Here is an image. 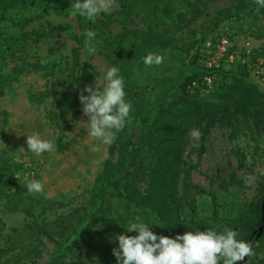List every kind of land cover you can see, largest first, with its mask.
<instances>
[{
	"label": "rangeland",
	"instance_id": "1",
	"mask_svg": "<svg viewBox=\"0 0 264 264\" xmlns=\"http://www.w3.org/2000/svg\"><path fill=\"white\" fill-rule=\"evenodd\" d=\"M73 6L74 0H9L0 6V264H48L57 244L87 218L71 254L56 264H77L74 258L81 264H116V237L136 235L126 227L137 218L158 235L178 234L155 215L128 208L117 195H106L92 212L91 188L108 144L88 136L83 127L88 117L79 97L88 94L85 85L95 89L96 76L112 66L110 56L119 49L128 50L157 22L171 33L170 45L147 50L161 54L162 64L148 67L141 60L129 73L136 90L132 101L143 114L164 101L184 72L193 74L203 66L194 56L213 34L234 37L235 59L223 63H228L229 74L238 71L243 59L264 63V8L255 0H173L172 12H139L127 22L119 19L121 2L114 0L113 10L101 13L93 23L91 30L97 35L87 48L83 33L88 21L73 15ZM125 27L131 32L120 41ZM258 70L255 66L250 72L261 84ZM45 91L50 95L42 104L30 100ZM209 91L202 96L211 100ZM207 122L205 118L192 125L181 145L175 188L182 219L211 221L217 209L221 217L242 216L248 223L252 214L245 208L259 202L263 217L264 126H255L250 119L220 122L203 143ZM194 129L201 132L199 141L191 136ZM36 133L54 143L52 152L37 156L28 150L27 135ZM149 144L144 173L131 179L143 194L156 152ZM236 152L243 157L242 164ZM25 177L40 180L44 192L28 193Z\"/></svg>",
	"mask_w": 264,
	"mask_h": 264
},
{
	"label": "trees",
	"instance_id": "2",
	"mask_svg": "<svg viewBox=\"0 0 264 264\" xmlns=\"http://www.w3.org/2000/svg\"><path fill=\"white\" fill-rule=\"evenodd\" d=\"M4 1L9 0H0V6ZM119 1L121 2L119 12L120 15H123L119 19L124 22H127L131 14L139 12L153 15L156 12H172L170 5L173 0ZM94 26L92 21H88L86 30ZM165 29L161 27L160 22H157L149 32L147 30L142 36H137L135 44L131 45L128 50L124 52L123 49H119L114 56H110L112 66L120 68L121 75L125 80V99L131 103L135 110L131 109L130 118L125 126L115 134L116 139L108 144V155L103 161L94 186L91 188V199L94 201L92 212H96L102 206L106 195H117L125 201L128 208L141 209L153 214L161 223L180 234L196 228L201 231L207 228L217 229V231H221L225 227L231 228L237 231L238 238L250 242L255 252L254 256L245 257L244 261H240L241 264H264V253L261 258L259 256V252L264 250V215L263 217L261 215L260 210L263 205L260 202L245 208V211L252 214V220L248 223L243 222L242 216L221 217L217 209H215L211 221L194 218L185 221L180 214V204L175 188L178 183L181 145L192 125L208 118L203 130V143L206 141L210 129L220 122L231 123L239 119H250L255 126H264V81L260 84L252 79L247 63L240 64L238 71L231 72L232 74H229L228 63L224 64L220 69L211 72L214 75V84L207 93L211 98L208 100L202 96L201 92L193 94L188 88L193 80L207 73L205 68L200 66V69L193 74L184 72L177 85L167 92L164 101L147 114H143L132 101L136 90L130 82L129 73L147 54L150 47L156 48L171 44V33ZM130 32V29L125 27L120 41L126 40ZM217 35L223 34H213L212 36ZM226 36L232 42L234 41V37L228 34ZM83 38H85L84 33ZM234 46L231 48L234 49ZM2 53L0 45V57H2ZM78 53L76 54L78 55ZM199 57L197 49L194 56L195 62H198ZM49 95L47 91L38 92L31 96L30 100L42 104ZM49 114H51L50 111ZM137 136L140 137L137 138ZM148 144L151 148L155 146L156 152H152L146 179L147 188L143 194L137 185L131 182V179L144 173V158L149 154V152L146 153ZM236 155L242 164L243 157L239 152H236ZM213 204L215 207L218 206L215 200ZM260 217H262V222L257 224L256 219ZM89 220L90 218H87L84 223L80 224L65 242L57 244L58 249L48 264H56L57 261L71 254L73 244ZM74 259L77 264H81L77 258Z\"/></svg>",
	"mask_w": 264,
	"mask_h": 264
},
{
	"label": "clouds",
	"instance_id": "3",
	"mask_svg": "<svg viewBox=\"0 0 264 264\" xmlns=\"http://www.w3.org/2000/svg\"><path fill=\"white\" fill-rule=\"evenodd\" d=\"M255 3L264 8V0H255ZM113 5L114 0H74L72 14L95 23L101 13H110ZM96 35L91 29L84 32L86 48L91 46ZM142 61L148 67L160 65L163 63V56L149 52L142 57ZM96 79L95 89L91 85H85L84 92L88 94L82 92L79 97L82 111L88 117L83 122V127L88 136L110 144L130 118L132 105L125 99V80L119 67L111 66L103 70ZM80 124H77V130ZM191 136L199 141L201 132L194 129ZM26 143L28 150L37 156L50 153L55 147L51 140L41 138L39 133L27 135ZM25 179L28 193L44 192L40 180ZM126 229L137 234H118V246L113 249L116 264H237L244 261L245 257L255 255L253 245L238 238L237 231L227 227L221 231L210 228L201 231L196 228L195 231L189 230L170 237L158 235L147 223L137 218Z\"/></svg>",
	"mask_w": 264,
	"mask_h": 264
},
{
	"label": "built area",
	"instance_id": "4",
	"mask_svg": "<svg viewBox=\"0 0 264 264\" xmlns=\"http://www.w3.org/2000/svg\"><path fill=\"white\" fill-rule=\"evenodd\" d=\"M233 46L234 43L226 35L214 36L205 42V44L200 48L199 56L207 73L193 80L189 84L188 88L191 93H204L212 89L214 84V75L211 72L220 69L225 62H233L237 54L236 49L231 48ZM246 52H250L248 46L246 48ZM243 63H247V60L243 59ZM247 64L250 69L256 66V68L259 69L258 72H256L258 75L257 79L264 81V63L258 62V64Z\"/></svg>",
	"mask_w": 264,
	"mask_h": 264
}]
</instances>
